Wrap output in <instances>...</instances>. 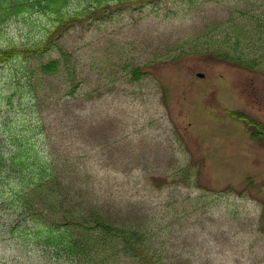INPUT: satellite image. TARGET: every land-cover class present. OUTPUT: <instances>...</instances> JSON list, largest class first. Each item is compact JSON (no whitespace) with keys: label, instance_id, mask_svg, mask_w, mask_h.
<instances>
[{"label":"rangeland","instance_id":"374dc122","mask_svg":"<svg viewBox=\"0 0 264 264\" xmlns=\"http://www.w3.org/2000/svg\"><path fill=\"white\" fill-rule=\"evenodd\" d=\"M101 18L40 53L52 16L0 29L29 71L59 61L33 97L19 61L0 63V134L8 92L17 122L46 121L23 124L38 148L113 220L148 231L163 264H264V136L231 115L264 125V0H151ZM0 264L48 263L0 232Z\"/></svg>","mask_w":264,"mask_h":264},{"label":"trees","instance_id":"16d2710c","mask_svg":"<svg viewBox=\"0 0 264 264\" xmlns=\"http://www.w3.org/2000/svg\"><path fill=\"white\" fill-rule=\"evenodd\" d=\"M72 2L0 0V29L16 16H52L44 37L36 43L40 46L30 50L40 53L52 48L77 22L100 20L111 7L121 11L151 0H85L75 7ZM25 53L24 47L7 46L0 49V63L19 61L23 75L17 84L33 97L38 79L57 72L59 61L52 59L29 71ZM12 98L7 92L6 138L0 134V232L12 238L13 247L36 249L48 264H163L162 257L150 253L148 231L113 220L97 198H88L86 187L75 185L70 174L58 169V159L45 151L46 143L38 148L32 130L23 125L36 123L33 112L21 115L26 120L17 122L14 108H9ZM231 115L254 127L256 136H264L261 123L242 113ZM45 122L43 118L35 129H44Z\"/></svg>","mask_w":264,"mask_h":264}]
</instances>
